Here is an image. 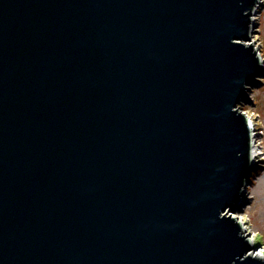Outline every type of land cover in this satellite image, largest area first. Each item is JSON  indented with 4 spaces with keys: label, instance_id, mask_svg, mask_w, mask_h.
Returning a JSON list of instances; mask_svg holds the SVG:
<instances>
[{
    "label": "water",
    "instance_id": "1",
    "mask_svg": "<svg viewBox=\"0 0 264 264\" xmlns=\"http://www.w3.org/2000/svg\"><path fill=\"white\" fill-rule=\"evenodd\" d=\"M258 3L0 0V264H264Z\"/></svg>",
    "mask_w": 264,
    "mask_h": 264
},
{
    "label": "rangeland",
    "instance_id": "2",
    "mask_svg": "<svg viewBox=\"0 0 264 264\" xmlns=\"http://www.w3.org/2000/svg\"><path fill=\"white\" fill-rule=\"evenodd\" d=\"M254 23L256 26L248 41L255 46L264 64V0H259L256 6ZM259 80L260 84L250 91L252 102L239 104L240 110L246 109L253 120L252 137L259 152L255 158L259 172L245 194L248 203L235 212L244 217L248 231L255 234V245L257 242L264 244V73Z\"/></svg>",
    "mask_w": 264,
    "mask_h": 264
},
{
    "label": "bare ground",
    "instance_id": "3",
    "mask_svg": "<svg viewBox=\"0 0 264 264\" xmlns=\"http://www.w3.org/2000/svg\"><path fill=\"white\" fill-rule=\"evenodd\" d=\"M252 19L254 20V13L252 14ZM249 42V41H248ZM250 43V42H249ZM252 43V42H251ZM254 46V45H253ZM255 47V46H254ZM242 112L245 113V115L247 116L248 118V123H249V126H250V130L251 132L253 131V120H252V117L251 115L248 113V111L246 109H243ZM258 150H257V147H256V143H255V140L253 139L252 137V145H251V155H252V159L253 160H256V156L258 155ZM232 216L234 218H236V220H238L241 224V227H242V231L243 233H246L247 236H248V239L250 240V242L252 243V241L255 239V234H253L252 232L248 231L246 225H245V219L244 217H242L240 214L238 213H232ZM255 241V240H254ZM251 254H254L256 256H262L264 257V246H259V247H256L254 248L253 250H250L249 251Z\"/></svg>",
    "mask_w": 264,
    "mask_h": 264
},
{
    "label": "trees",
    "instance_id": "4",
    "mask_svg": "<svg viewBox=\"0 0 264 264\" xmlns=\"http://www.w3.org/2000/svg\"><path fill=\"white\" fill-rule=\"evenodd\" d=\"M258 169L253 173V175L255 176V175H257L258 174Z\"/></svg>",
    "mask_w": 264,
    "mask_h": 264
},
{
    "label": "built area",
    "instance_id": "5",
    "mask_svg": "<svg viewBox=\"0 0 264 264\" xmlns=\"http://www.w3.org/2000/svg\"><path fill=\"white\" fill-rule=\"evenodd\" d=\"M261 246H264V244H263V245H261Z\"/></svg>",
    "mask_w": 264,
    "mask_h": 264
}]
</instances>
